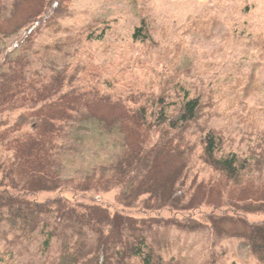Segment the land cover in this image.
I'll return each instance as SVG.
<instances>
[{
    "label": "rangeland",
    "instance_id": "obj_1",
    "mask_svg": "<svg viewBox=\"0 0 264 264\" xmlns=\"http://www.w3.org/2000/svg\"><path fill=\"white\" fill-rule=\"evenodd\" d=\"M138 27L145 30L143 40L134 37ZM186 93L202 95L201 120L209 118L226 148L250 164L233 183L189 158L185 199L198 207L157 215L181 224L161 228L168 230L162 264H262L238 234L246 222L264 218L243 210L264 192V0H0V130L7 148L25 136L11 129L23 109L51 95L45 106L30 110L44 118L27 132L40 143L85 132L87 119L96 124L91 145L62 171V182L82 187L111 179L109 159L158 140L137 126L135 112L144 108L150 116L161 97L172 110ZM194 138L186 140L192 145ZM17 147L29 167L42 170L39 157ZM157 162L163 173L175 165L162 153ZM57 195L43 191L35 198ZM63 195L78 201L97 196L113 211L143 215L119 203L115 189ZM0 258V264L28 259Z\"/></svg>",
    "mask_w": 264,
    "mask_h": 264
},
{
    "label": "trees",
    "instance_id": "obj_2",
    "mask_svg": "<svg viewBox=\"0 0 264 264\" xmlns=\"http://www.w3.org/2000/svg\"><path fill=\"white\" fill-rule=\"evenodd\" d=\"M145 36L143 27L135 30V38L143 40ZM52 98L53 95L32 102L19 114L11 129L16 128L19 133L23 130L25 136L10 142L12 149L7 148V136L0 130V241L4 243L0 254H9L7 263L26 255L24 264H162L160 250L167 243L168 230L161 228L181 224L162 220L157 215L164 210L181 213L198 207L189 205L185 199L187 188L183 179L189 158L192 156V161L204 163L233 183L248 170L250 160L226 148L222 132L211 125L209 118L201 120L206 105L202 95L186 93L172 110L163 97L159 98L157 111L150 114L155 120L150 119L144 108L135 112L137 126L154 133L158 140L151 147L142 146L139 151L128 149L127 153L109 159L105 172L110 171L111 179L99 181L98 186L68 185L60 175L75 165L83 147L91 145L90 132L96 129V124L87 119L85 132L62 135L60 142L57 139L40 143L32 132H27L36 131L44 118L30 114V110L45 106ZM192 134L195 138L191 145V140L186 139ZM17 146H27L32 156L39 157L42 170L29 167ZM8 150L10 153L6 154ZM161 153L175 164L167 173L157 169ZM112 189L117 190L119 203L139 207L143 215L113 211L98 202L97 196L90 201H78L63 195L64 191L98 194ZM43 191L58 195L47 200L36 199V194ZM245 206V213L264 214V192ZM246 224L238 236L264 264V218Z\"/></svg>",
    "mask_w": 264,
    "mask_h": 264
}]
</instances>
